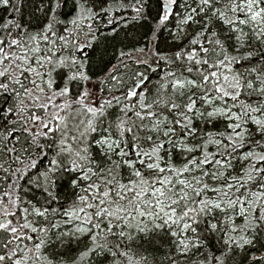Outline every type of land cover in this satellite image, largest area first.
<instances>
[{
	"label": "snow or ice",
	"instance_id": "snow-or-ice-1",
	"mask_svg": "<svg viewBox=\"0 0 264 264\" xmlns=\"http://www.w3.org/2000/svg\"><path fill=\"white\" fill-rule=\"evenodd\" d=\"M0 264H264V0H0Z\"/></svg>",
	"mask_w": 264,
	"mask_h": 264
}]
</instances>
